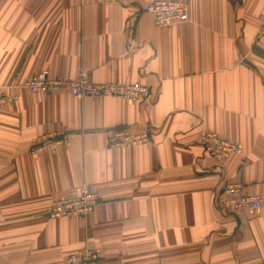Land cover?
<instances>
[{
    "label": "crops",
    "instance_id": "obj_1",
    "mask_svg": "<svg viewBox=\"0 0 264 264\" xmlns=\"http://www.w3.org/2000/svg\"><path fill=\"white\" fill-rule=\"evenodd\" d=\"M152 0L0 2V264H64L92 247L97 264H264V0H188V19L167 27ZM48 70L100 83L140 82L147 101L77 99L19 86ZM146 127L150 141L110 148L106 131ZM63 131L60 148L29 152ZM202 131L240 145L222 161ZM228 182L262 199L241 216L218 203ZM87 185L99 200L86 217H50L51 204Z\"/></svg>",
    "mask_w": 264,
    "mask_h": 264
},
{
    "label": "built area",
    "instance_id": "obj_2",
    "mask_svg": "<svg viewBox=\"0 0 264 264\" xmlns=\"http://www.w3.org/2000/svg\"><path fill=\"white\" fill-rule=\"evenodd\" d=\"M4 1V0H0ZM152 14L154 22L159 27H167L188 19V0H152L145 9ZM264 39V16L261 18L260 28L256 40ZM19 88L26 92H59L73 94L77 99L94 95H116L130 101H147L150 90L140 82L128 83H98L89 79L85 71H79L76 79H66L51 76L48 70H42L24 81ZM20 98V93H6L0 90V105H14ZM107 146L110 148L135 147L150 141L149 130L144 127L139 131H132L128 127H115L106 131ZM68 140V134L55 131L40 135L31 141L29 152L38 153L52 151L62 147ZM199 141L207 154L216 161L236 155L240 165L247 160V156L233 141L220 137L215 132L202 131ZM99 200L98 191L81 185L70 188L66 195L55 200L47 213L50 217H86ZM219 205L236 216L245 213H255L262 204V199L256 194H246L242 185L237 182H228L218 198ZM102 258L99 249L84 247L66 256L64 264H97Z\"/></svg>",
    "mask_w": 264,
    "mask_h": 264
}]
</instances>
